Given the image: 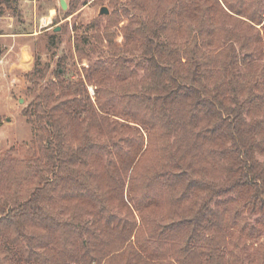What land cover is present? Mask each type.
I'll return each instance as SVG.
<instances>
[{"label": "trees", "instance_id": "trees-1", "mask_svg": "<svg viewBox=\"0 0 264 264\" xmlns=\"http://www.w3.org/2000/svg\"><path fill=\"white\" fill-rule=\"evenodd\" d=\"M121 8L122 46L107 31L110 58L75 78L57 68L24 110L35 148L0 154V264H225L230 228H255L235 219L239 198L264 207L261 1ZM47 69L35 64L36 85Z\"/></svg>", "mask_w": 264, "mask_h": 264}, {"label": "rangeland", "instance_id": "rangeland-1", "mask_svg": "<svg viewBox=\"0 0 264 264\" xmlns=\"http://www.w3.org/2000/svg\"><path fill=\"white\" fill-rule=\"evenodd\" d=\"M60 1L16 0V13L8 10L0 15V154L23 142L35 148V121L24 110L54 77L57 68L64 76L75 78L77 74L83 75V67L89 61L110 58L107 31L113 33L118 46L123 44L120 26L127 16L121 7L126 0H117L116 6L110 5L109 0H64L65 9ZM74 1L76 6L72 8ZM260 1L264 7V0ZM102 6L107 8V13H100ZM76 36L84 43L85 57L77 54ZM234 45L242 58L246 50L237 42ZM131 57L135 63L141 61L139 52ZM35 64L48 65L39 85L30 78ZM137 72L141 77L143 69L138 68ZM86 85L94 100V85L88 81ZM174 138L171 136L170 142ZM256 157L264 161V155L256 154ZM206 177L214 179L216 174L208 173ZM231 196L237 197L234 192ZM210 205L215 206V200ZM237 210L240 219L237 217L235 221L240 227L246 224L255 228L249 234L239 227L230 228L234 233L227 237V245L219 246L225 264H264V207L252 208L250 203L245 204V198H239Z\"/></svg>", "mask_w": 264, "mask_h": 264}, {"label": "water", "instance_id": "water-1", "mask_svg": "<svg viewBox=\"0 0 264 264\" xmlns=\"http://www.w3.org/2000/svg\"><path fill=\"white\" fill-rule=\"evenodd\" d=\"M60 3H61V7L63 8V9H65L66 8V2L64 1V0H61L60 1ZM107 13L108 12V10H107V8L105 7V6H102L101 8H100V13Z\"/></svg>", "mask_w": 264, "mask_h": 264}]
</instances>
